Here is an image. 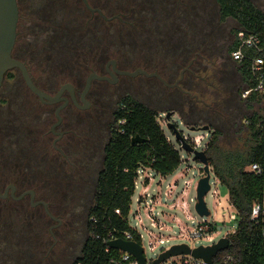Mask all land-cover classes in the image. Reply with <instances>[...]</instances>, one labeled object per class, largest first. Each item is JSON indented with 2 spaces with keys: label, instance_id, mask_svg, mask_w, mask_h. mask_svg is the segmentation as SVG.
Instances as JSON below:
<instances>
[{
  "label": "rangeland",
  "instance_id": "1",
  "mask_svg": "<svg viewBox=\"0 0 264 264\" xmlns=\"http://www.w3.org/2000/svg\"><path fill=\"white\" fill-rule=\"evenodd\" d=\"M111 1L114 12L127 2ZM155 1L160 7L164 0ZM190 2L193 5L190 24L184 20L181 23L171 20L173 16L168 18L166 15L151 22L144 19L143 11L134 9V29L128 31L124 25L115 23L111 41L113 52H100L105 42L98 41L95 36V18L85 25L86 18H82L83 34L78 38L72 33V24L63 22L67 19L68 10L59 8L56 1L19 0L18 9L22 18L19 33L22 36L28 34V38L23 42L20 40L18 46H23L26 51L23 58L34 81L45 91L53 93L59 86L69 84L79 94L89 74L86 67L99 70L110 60H116L121 69L129 72L135 68L154 71L171 85L179 78L181 70L173 63L175 53L180 54L179 58L183 61L181 67L198 53L211 65L207 68L199 59L192 66L193 72L204 81L184 74L179 85L189 92V96H197L209 107L195 104L187 94L176 88H167L154 78H120L111 85L93 83L88 94L89 109L79 111L69 106L60 113L61 123L56 130L63 131L65 135L57 144L62 150L59 157L58 153H47L42 148L51 142L45 134L56 121L54 108L40 107L18 73L11 70L12 78L3 79L0 87V192L7 181L16 185L18 193L34 191L35 198L47 203L50 214L60 224L57 226L45 216L41 207L29 208L28 199L24 202L0 201V264H72L81 257V248L87 238L84 223L93 205L95 183L102 169L103 147L109 140L111 128L115 127L113 113L117 104L126 96L159 113L157 122L180 158L177 168L164 177L145 170V175H140L137 180L131 197L127 221L130 227L136 228L132 213L136 210V200L142 193L143 179L147 176L148 195L160 191V204L151 207L153 215L158 214L156 223H164L173 229L160 232L164 237L172 236L174 239L153 252L143 242L147 264H151L162 249L179 244L190 248L206 247L235 230V219L229 220V216L235 218V215L228 204L227 190L215 182L211 171V190L204 196V203L209 212L205 219L213 223L212 242H187L185 238H177L178 227L169 217L176 216L182 229L194 227L195 222L190 218L197 216L194 211L195 189L203 174L200 163L192 161V156L180 148L172 132L167 130L165 114L171 113L168 122L188 138L216 131L219 133L217 145L220 148L243 149L250 140L245 121L251 113L260 115L262 111L258 103H248L241 97L243 87L235 69L231 75L227 71L228 76H224L228 66H234L233 61L215 52L226 50L232 42V31L238 28L236 23L229 18L220 21L214 0ZM250 2L264 14V0ZM80 14L81 17L86 15L84 10ZM209 30L212 33L214 30L213 38L207 36ZM184 34L192 44L191 52L186 50L185 44L179 43L180 36ZM207 44L210 46L208 52H202ZM187 52H190L189 55ZM229 78L235 79L236 85L221 98L215 89L219 85L226 86ZM250 106L252 109L249 110ZM181 118L194 131H189L191 128H186ZM204 126L208 127V131H199ZM4 159L6 161H2ZM172 186L175 187L172 199L182 191L186 192V211L165 208L171 201L163 194ZM140 216L144 226L158 234L157 230L151 229L142 209Z\"/></svg>",
  "mask_w": 264,
  "mask_h": 264
},
{
  "label": "trees",
  "instance_id": "2",
  "mask_svg": "<svg viewBox=\"0 0 264 264\" xmlns=\"http://www.w3.org/2000/svg\"><path fill=\"white\" fill-rule=\"evenodd\" d=\"M214 1L220 21L229 18L238 27L232 31V42L226 47V51H215L216 55L222 54L225 59L229 58L246 34H253L264 40V14L250 0ZM21 20L19 12L13 51L20 40L23 42L28 38V34L22 36L19 33ZM213 33L209 30L207 36L213 38ZM12 57L16 58L14 52ZM91 67L87 66L86 71H90ZM227 71L229 75L232 74L228 68L224 76H228ZM235 71L238 72L242 87L245 85L246 90L253 88L254 83L247 63L235 64ZM6 78H12L11 71L4 75V79ZM221 80L224 81V78ZM230 80L229 78L226 86L219 85L215 89L221 98L234 89L236 80ZM158 115L156 111L128 96L119 100L113 113L115 127L111 128L109 140L103 147L102 169L97 175L93 205L84 223L87 238L81 248V257L72 264H118L121 253L107 248L106 244L110 240L109 235L120 239L124 232L132 231L127 217L137 178L136 172L139 169H148L164 177L179 165L178 152L166 139L157 122ZM120 122L123 124H119ZM181 122L186 124V128H191L183 118ZM245 122L250 140L243 149L220 148L217 145L219 133L213 131L204 151L210 171L218 184L227 190L228 203L236 217L235 230L227 236V249L218 252L212 264H217L226 256L233 260L229 264H264V176L247 171L251 165L264 166V119L249 116ZM134 137L143 142L131 144ZM255 204L261 205V213L256 221H252L251 210ZM132 233V241L140 244L136 234ZM124 264L138 263L131 258Z\"/></svg>",
  "mask_w": 264,
  "mask_h": 264
},
{
  "label": "flooded vegetation",
  "instance_id": "3",
  "mask_svg": "<svg viewBox=\"0 0 264 264\" xmlns=\"http://www.w3.org/2000/svg\"><path fill=\"white\" fill-rule=\"evenodd\" d=\"M48 1L49 0H45V2H48ZM54 1H56L58 3L59 8H62L63 10H68L67 19L63 22L68 23V24H72V26H73L72 31H73L74 35L78 38H80L83 34V25L81 22L82 18H86L84 25L87 22H92V20H94V18L96 19V20H94L95 22H97L96 23L97 29L95 30V36H96L98 41L105 42L104 48L102 47L100 52H113V50H112L113 44L111 41L113 38L112 34H113V28H114L115 23L124 25V29H126L128 31H132L134 29L132 27L136 24L133 20L135 18L133 15V13L135 12L134 9H137L139 12L143 11L144 19H149L151 22L158 19V17L160 18L161 15H163V16L166 15V17H168V18L170 16H173V18L171 20L176 19V21L180 22V23L186 21L187 24H190L189 22H191L190 20L192 19V14H193V11H192L193 5L190 2L191 0H176L175 2H173V1L171 2L170 0H164V1H161L162 4L160 3L161 4L160 7L155 0H136L133 2H129L127 0V2H125L124 6L116 12L113 11V7H112L113 4H112L111 0H54ZM16 3H17V8H19V5H18L19 0H16ZM147 3H151V5L148 6ZM81 10H84V12L86 14L85 16L81 17V14H80ZM18 14H19V9H18ZM182 14H183V17H181ZM218 18H219V16H218ZM139 20L140 19H138L137 22ZM176 36H179V35L176 34ZM26 39H27V37H26ZM173 39L175 41L178 40V38H176V39L173 38ZM179 40H178L179 43L185 44L187 51L188 50L190 52L192 51V44L189 43V39H187L185 34H184V36L183 35L180 36ZM209 47H210L209 44H207V47L202 48V52H208ZM13 49H14V47H13ZM225 51L226 50H223V52H225ZM12 52H14V54H15V57H16L15 59L22 62L25 65L33 86L36 89H38L39 91H41L42 93H44L45 95H47L49 97H54L60 92L62 87L64 85H66V84H63V85L59 86V88L53 93H49V92L45 91L44 89H42L41 87H39L36 84V82L34 81V78L32 77V75L29 71V69L27 68L25 59L23 58L26 51L23 50V47L19 45L15 49V51L12 50ZM190 52H187V55H189ZM179 55L180 54L175 53V56L173 58V63L175 64V66L181 68V70L179 72V78L173 84H171V86H174L175 84H177V86L174 88H176L181 93L187 94L189 96V92L182 90L180 85H179L183 81L184 74H189V76L192 79L195 78V79L204 81L203 78L198 76L196 72H193L192 66L199 59L201 60V62L204 63V66H206L207 68L211 67V65H209V60L204 59V56L202 57V55L195 53V54H193L192 58L188 60L187 64L185 66L181 67V64H183L182 63L183 61L181 60V58H179ZM224 55H225V53H224ZM211 64H212V62H211ZM212 66H213V64H212ZM228 67L231 69V72H233L235 69V63H234L233 67H231L230 65ZM163 68L165 69L166 67H163ZM137 70H142V71H145L146 73H156L154 71L147 72V70H143V69H139V68H135L134 71L129 72L127 70L121 69V67L118 66V62L116 60H110V61L106 62V64L102 68H100L99 70H94L93 67H91L90 71L88 72L89 74H88L87 78L90 75L94 74L96 77L100 78L101 80L91 81L87 92L84 94L83 101L87 105V108L85 110L89 109V107H90V101L88 100V94H89L90 87L92 86L93 83L111 85V84L117 83L120 78H132L133 79V78L141 76V75H137L135 77H128L125 75H121L120 73H133ZM14 71H16L18 73L20 79L22 80L19 71H17V70H14ZM221 78H223V76H221ZM22 82H23V80H22ZM85 84H86V80H85ZM85 84H84V88H85ZM71 87H72L73 99L75 101V104L72 101V98H71L67 89H64L60 93L57 102L53 103V104H49L47 101H41L38 97H36L34 94H32L27 89L30 92V94L33 96L35 101L38 102V105L40 107H42V108H54L53 114H54L56 121L50 126L48 133L45 134L49 139L51 138V142L49 143V145L44 144L42 146V148L47 153H49V152L58 153L59 157L62 156V150L57 147V144L62 141V139L65 135L63 131H57L56 130L61 123L60 113L69 106H72L73 108H75L79 111H85V110L80 109L84 106V103L82 102V95L84 92V88L82 89V91L79 94H77L74 87L73 86H71ZM189 97L193 98V101L195 102V104L201 103L202 105L209 107L204 102L199 100L197 96L194 95V96H189ZM56 114H57L58 119L56 118ZM45 140H46V142H48L47 139H45ZM2 161H6V160L4 159ZM3 165H5V164L3 163ZM4 184H5L4 188L0 192V195H4V193H6V196L4 198H0V201L10 200V201H14V202H24L26 199H28L27 206L29 208L41 207L45 216H47L51 221L55 222L57 226L60 224V221L57 220L55 217H53L50 214L49 207H48L47 203L40 201V200H37L35 198V192L34 191L24 190V191L18 193L17 187L13 183H10L7 181ZM29 192H33L32 200H31V196H30ZM43 203L46 205L47 211L49 212L50 216H48L46 214L44 206L42 205ZM56 225H55V227H57ZM51 232H52V230H51V228H49V233L51 234Z\"/></svg>",
  "mask_w": 264,
  "mask_h": 264
},
{
  "label": "water",
  "instance_id": "4",
  "mask_svg": "<svg viewBox=\"0 0 264 264\" xmlns=\"http://www.w3.org/2000/svg\"><path fill=\"white\" fill-rule=\"evenodd\" d=\"M17 23H18V8H17L16 0H0V87L4 79V75L11 70H17L19 71L20 76L27 89L36 97H38L41 101H47L49 104L56 103L60 93L64 89H67L72 98V101L75 104L71 85L69 84L64 85L56 96L49 97L33 86L25 65L22 62L12 57V50L16 40ZM120 74L128 77H135L137 75H141L144 76L145 78H154L167 88H174L177 86V84H175L174 86L168 85L156 73H146L145 71L142 70H137L133 73H120ZM93 80H101V79L96 77L94 74L90 75L86 79V84L82 95V102L84 103V106L80 108L82 110H85L87 108L86 103L83 101V96L87 92L90 83ZM170 114L169 113L165 114V120L167 121L166 124L167 130H170L172 132L174 139L179 144L180 148L184 152L192 156V161H197L202 166L201 170L203 173V177L199 179L196 185V189H195L196 198L194 204V211L199 218H206L209 216V212L204 203V196L209 192L210 189L209 179L211 175L206 155L204 152H197L193 150L187 143L183 141L181 137V133L176 130L173 124L168 122L170 118ZM56 118L58 119L57 114H56ZM189 131H194V129L191 128L189 129ZM199 131H208V127L204 126L200 128ZM142 142L143 140L138 139L137 137H134L131 140V144H139ZM29 194L32 200L33 192H29ZM5 196L6 193H4V195H0V198H4ZM42 205L44 206L46 214L50 216L49 212L47 211L46 205L44 203ZM228 245H229L228 238H221L212 245L206 247L198 246L193 249L189 248L185 244L173 245L170 246L167 250L161 252L152 261L151 264H162L163 262L167 261L170 258L179 257V256H190L193 259H198L202 261L203 264H212V260L217 255V253L226 250ZM106 246L109 249H115L118 250L120 253H124L131 256L134 260L137 261L138 264H147L145 257L143 256L142 247L133 241L114 239L107 242Z\"/></svg>",
  "mask_w": 264,
  "mask_h": 264
},
{
  "label": "built area",
  "instance_id": "5",
  "mask_svg": "<svg viewBox=\"0 0 264 264\" xmlns=\"http://www.w3.org/2000/svg\"><path fill=\"white\" fill-rule=\"evenodd\" d=\"M230 60L233 61L237 65H242L243 63L248 64L249 68V75L251 80L254 83L253 88L244 90L241 94V97L243 99L247 98L250 94H255L258 97L264 98V40L259 39L257 36L253 34H246V37L241 40L236 49L231 52L230 54ZM263 115H264V107H263ZM247 123V122H245ZM119 124H123V122H120ZM181 137L185 143H187L193 150L197 152H204L205 149L207 148V144L209 141L210 135L205 134L204 136H199V137H193V138H188L181 133ZM205 140V142H203ZM200 148L202 149L200 151ZM202 166L200 167V169ZM145 170L148 169H139L136 174L137 178L134 182V190L136 189V182L138 179H140V175H145ZM202 171V170H201ZM247 171L249 173H253L257 176H264V166H258V165H251L248 167ZM203 174V173H202ZM143 179V184L144 188L142 189L141 195L138 197L136 200V210L134 213H132L133 220L135 222L136 228H131L132 231H126L122 234V237L120 239H123L125 241H132L133 239V233L136 234L140 241V246L143 249V256H144V247H143V242L145 241L146 246L148 247V250L150 252L155 251L159 246L165 245L172 241L174 237L172 236H167L164 237L163 235L160 234L162 231H172V227L165 225L164 223H156V215H153V212L151 210L152 206H158L160 204V191H157L155 195H148L147 193V186L149 184V179L146 178ZM210 180V179H209ZM215 182L218 183V181L215 179ZM186 186V185H185ZM211 190V185L209 184ZM173 189V190H172ZM172 190V191H171ZM175 190V187H168L167 192H165L163 195L167 200L173 195V192ZM181 195H184L186 198V192L182 191ZM158 198V202H154V200ZM229 204V203H228ZM131 205V204H130ZM218 205V204H217ZM187 207V204H186ZM230 208L231 205H229ZM166 208V207H165ZM140 209H142V212L144 213V217L149 220L150 222V227L153 230H157L158 234L153 233L152 231L148 230L144 224L142 217L140 216ZM234 211V210H233ZM130 212V210H129ZM261 213V205L260 204H255L252 207L251 210V220L256 221L257 218L259 217ZM129 215V214H128ZM160 215V214H159ZM235 215V212H234ZM128 218V217H127ZM198 216H195L194 218H190L191 221H194V227L192 229H182L179 226V221L178 222H172L174 225H177L179 233L177 235V238L183 239L185 238L187 242H192L194 240H204L207 242H212V237L214 234V228H213V223L207 221L205 218H200L198 219ZM208 218V217H206ZM236 220V217L234 218L233 216H229V220L234 221ZM197 220V221H196ZM128 223V221H127ZM234 232V231H233ZM232 232V233H233ZM231 233V234H232ZM230 235V234H229ZM228 235H226L223 238H227ZM109 241L117 239V238H112L111 235H109ZM108 241V242H109ZM188 246V245H187ZM107 247V246H106ZM189 247V246H188ZM190 248V247H189ZM193 249V248H191ZM167 250V249H166ZM165 250H161L163 252ZM159 253V254H160ZM132 257L121 253L120 261L118 264H124L126 262H129ZM233 263V260L229 257L226 256L220 260L217 264H229ZM162 264H203L202 261L198 259H193L190 256H179V257H174L170 258L167 261L163 262Z\"/></svg>",
  "mask_w": 264,
  "mask_h": 264
},
{
  "label": "crops",
  "instance_id": "6",
  "mask_svg": "<svg viewBox=\"0 0 264 264\" xmlns=\"http://www.w3.org/2000/svg\"><path fill=\"white\" fill-rule=\"evenodd\" d=\"M245 88H246L245 85H243V89L244 90H246ZM244 100L246 102H248V103H253V104L258 103V106H260V109L262 110L260 115H256V114L251 113L250 117L251 116H256L257 119H264V115H263L264 98L258 97L255 94H250ZM250 109H252V106H250L249 110ZM173 195L169 198V200L171 201V203L168 204V206L166 207V209L169 210V211L170 210H177V211H182V212L186 211L187 207H186V201H185L186 198H185V196L180 194L179 196H176L174 199H172ZM169 217H172L170 219V221L174 219L171 222H173V223L174 222H178V219L176 218V216H171L170 215Z\"/></svg>",
  "mask_w": 264,
  "mask_h": 264
}]
</instances>
